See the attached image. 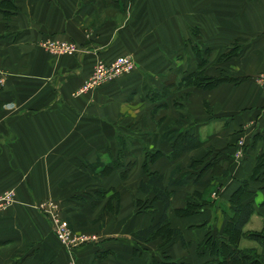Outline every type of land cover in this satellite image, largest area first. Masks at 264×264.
Segmentation results:
<instances>
[{
  "label": "crops",
  "instance_id": "crops-1",
  "mask_svg": "<svg viewBox=\"0 0 264 264\" xmlns=\"http://www.w3.org/2000/svg\"><path fill=\"white\" fill-rule=\"evenodd\" d=\"M12 1L17 12L8 18L0 13V65L7 73L0 82V197L11 189L17 194L0 207V264H69L73 258L77 264H151L168 255L205 262L200 244L226 226L234 190L264 152V0ZM50 36L81 49L48 53L40 42ZM200 46L210 53L200 56ZM234 48L235 56L220 59ZM122 53L137 61L133 73L79 90L95 63ZM202 57L208 74L246 78L160 95L170 75L198 70ZM152 88L161 98L152 100ZM171 130L194 133L198 147L174 157L173 142L163 137ZM240 145L245 158L237 156ZM123 146L127 163L133 162L129 174L125 166L101 172L98 163L114 161ZM147 146L163 153L153 168L174 191L170 223L181 231L164 246L137 235L165 211L161 201L148 208L153 194L142 192ZM205 155V162L217 157L216 171L209 168L196 180L202 166L192 160ZM180 177L185 184L171 185ZM249 188L255 223L244 229L261 230L264 180L250 181ZM194 192L208 200L203 210L179 215L177 209L197 200ZM43 198L58 199L74 228L98 239L68 252L37 208Z\"/></svg>",
  "mask_w": 264,
  "mask_h": 264
},
{
  "label": "trees",
  "instance_id": "trees-1",
  "mask_svg": "<svg viewBox=\"0 0 264 264\" xmlns=\"http://www.w3.org/2000/svg\"><path fill=\"white\" fill-rule=\"evenodd\" d=\"M17 7L12 0L0 1V13L5 14V18L15 14ZM237 48L229 49L228 52L220 56L221 60H228L231 56H235L238 53ZM207 62L206 58L203 59L199 69L196 71H189L184 77L179 78L177 74L171 75L168 80L169 84H176L178 87H185L188 85L196 86L198 88L214 89L216 86L233 82L234 84L241 83L246 76L234 77L231 74H215L211 75L205 72L203 65ZM176 81V82H175ZM171 82V83H170ZM167 83V81H166ZM165 86L169 89V84ZM168 89H165V93H168ZM178 130L166 131L163 137L173 142V152L171 155L174 157L180 156L183 152L196 148L199 145V141L194 133H177ZM257 136V135H256ZM124 144V142H122ZM244 149V148H243ZM246 150L244 149V152ZM146 161L143 163V170L148 175V179L140 181L142 192L146 194H153L151 203L147 205L148 208H152L154 201H161L164 204V213L157 222L151 224L146 228H140L137 231L138 239L146 243L153 241L154 239H161V245L164 246L169 242H172L176 236H181V231L175 228L170 223V206L173 202L174 191L169 189V186L164 183V174L158 170H154L153 163L162 157V151L160 149H154V147H146L144 149ZM207 156L202 158H194L192 165L195 167L201 165L202 169L198 174H194L196 180L204 174L207 169L218 165L217 157L211 161L205 162ZM116 159L109 164L99 162L98 164L104 166L101 172L110 173L112 169L122 168L125 166L123 174H129L130 169L133 166V162L127 163L126 153L124 146L118 151ZM245 158V156L243 157ZM98 164H94L95 169ZM255 170L251 176L244 179L242 186L236 188L233 192V196L230 200V211L226 214V226L223 227L222 231L214 236L211 232H208L206 239L200 244L199 250L202 256L208 255V259L202 264H264V226L261 230H245L244 228L249 223L250 217L256 211V207L253 204L254 193L249 188L250 181H261L264 180V152L260 154L257 159ZM178 170V169H177ZM230 170L227 168L224 170V175L228 176ZM171 185L185 184L186 181L180 177L179 179L170 180ZM193 196L197 200H191L183 208L177 209L179 215L191 216L194 213H199L203 209V206L208 201H200V193H193ZM144 204L140 202V208H144ZM253 239L259 246L241 247L240 241L243 238ZM151 264H188L185 261L177 262L172 260L171 255H168L163 261H159L157 258L153 260Z\"/></svg>",
  "mask_w": 264,
  "mask_h": 264
},
{
  "label": "built area",
  "instance_id": "built-area-1",
  "mask_svg": "<svg viewBox=\"0 0 264 264\" xmlns=\"http://www.w3.org/2000/svg\"><path fill=\"white\" fill-rule=\"evenodd\" d=\"M52 50L64 53L69 52L73 53L76 49L75 45L68 43L66 41H54L50 40L49 43ZM135 65V61L129 55H119L111 63L99 61L95 64L91 77L86 82L84 88H93L94 86H99L102 83H105L108 80H114L119 78L122 74L130 72ZM261 83L264 85V72L259 76ZM243 145V142H241ZM240 145V147H241ZM237 156L243 158L245 153L243 152L242 147L238 148ZM12 192L1 195L0 197V207L9 206L12 200ZM52 207H55V202L50 204ZM54 228L56 231V236L59 240L66 246V249L71 253L73 248L79 247L86 242H93L98 239L96 234H88L87 232H77L74 228L70 227L68 222L65 219H62L59 215L54 216L53 220ZM69 264H77L76 259L73 258Z\"/></svg>",
  "mask_w": 264,
  "mask_h": 264
},
{
  "label": "rangeland",
  "instance_id": "rangeland-1",
  "mask_svg": "<svg viewBox=\"0 0 264 264\" xmlns=\"http://www.w3.org/2000/svg\"><path fill=\"white\" fill-rule=\"evenodd\" d=\"M50 40H54V41H60V42H63V41H66V42H68V43H72V44H74L75 45V47H76V49H75V51L73 52V53H69V52H64V53H59V52H56V51H54V50H52V48L50 47V45H49V43H50ZM41 44H40V46H42V48L45 50V51H47L48 53H52V54H55L56 56H63L64 54H68V55H75V54H77L79 51H80V46L78 45V43H75L74 41H69L67 38H64V39H62V38H58V37H53V36H50V37H46L43 41H41L40 42ZM200 56H204V55H207L208 53H210V50L209 49H205L203 46H200V48L196 51ZM123 54V53H122ZM119 55H121V54H119ZM118 55V56H119ZM123 55H127V54H123ZM118 56H116L114 59H116ZM131 58H132V60L133 61H135V59H134V57H132L131 55H129ZM203 59H204V57H202ZM114 59H112V60H105L104 62H112ZM225 61V60H224ZM96 64V63H95ZM95 66V65H94ZM136 66H137V61H135V65L133 66V68H132V70L130 71V72H128V73H126V74H122L119 78H117V79H114V80H108V81H106L105 83H102L101 85H99V86H94L93 88H100L101 86H103V85H105L107 82H113V81H117V80H119L122 76H124V77H126V75L128 76L129 74H131V73H133V70L134 69H136ZM92 71H93V69H92ZM5 74H7L6 72H5V70H4V68L0 65V75H1V77H0V82L1 83H4L6 80H5ZM92 74V73H91ZM91 74H90V76H89V78L91 77ZM170 77H171V75H170ZM170 77H169V79H170ZM88 78V79H89ZM88 79L84 82V83H82V85L79 87V90L81 91V90H84V91H88V90H92L93 88H84L85 87V85H86V82L88 81ZM169 79H167V83H168V80ZM176 82V81H175ZM166 82L164 83V86H163V88L162 89H164L163 90V93H165L164 91H165V89L167 90L168 88L165 86V84H167ZM171 83V82H170ZM169 84V83H168ZM158 86V85H157ZM169 86V89H168V93L167 94H172V92L174 91V89L173 88H175L176 87V89H183V87H178L176 84H169L168 85ZM190 85H188V86H185L184 88H188ZM156 87V86H155ZM151 88V87H150ZM151 91H152V93H151V97H152V100H153V98L155 99V97H157V98H161L160 97V95L161 96H163L164 97V94L162 93V94H160L159 95V93L160 92H158V89H154V88H152L151 89ZM184 95H186V94H184ZM162 97V98H163ZM162 100V99H161ZM137 101V100H136ZM139 104V103H138ZM136 105V107L135 108H137V107H139V105ZM134 108V109H135ZM136 114H138V113H136ZM132 116V115H131ZM220 167V166H219ZM9 192H12L13 194H12V200H11V202H14L15 201V197H16V194H17V191H16V189L15 190H13V189H11V190H7V191H3V194H1V195H4V194H7V193H9ZM55 202V207H52L50 204H52V203H54ZM37 208L43 213H45L51 220V223H52V225H53V228H54V224H53V220H54V216L55 215H59L62 219H65L67 222H68V224L70 225V227H72V228H74V226H73V224L72 223H70V221H69V219L67 218V217H65V215L64 214H62L61 213V209H60V206H61V204H60V202L58 201V199H54V198H43V200H41V201H39V203L37 204ZM5 208H7L8 206H4ZM255 223V220L254 219H251L250 220V222H249V224H248V226L246 227V229L247 228H249L251 225L253 226V224ZM75 229V231H79V230H77L76 228H74ZM54 231H55V228H54ZM79 232H83V231H79ZM85 232H87L88 234H94V233H90V232H88V231H85ZM96 234V233H95ZM55 235H56V231H55ZM57 237V236H56ZM97 237H98V235H97ZM58 238V237H57ZM93 242H95V241H93ZM92 242V243H93ZM86 243H91V242H86ZM86 243L85 244H83V245H86ZM63 244V243H62ZM64 245V244H63ZM83 245H81V246H83ZM259 246V244L256 242V241H253V239H248V238H243V240L242 241H240V246L241 247H250V246ZM65 246V245H64ZM81 246H79V247H81ZM78 247H74L73 248V250L71 251V253H73L74 252V250H76ZM65 249H66V246H65ZM67 250V249H66ZM68 251V250H67ZM69 252V251H68Z\"/></svg>",
  "mask_w": 264,
  "mask_h": 264
}]
</instances>
